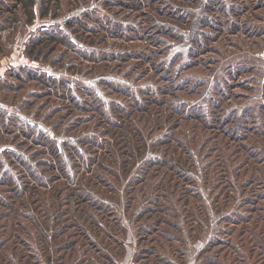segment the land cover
<instances>
[{"label": "rangeland", "instance_id": "1", "mask_svg": "<svg viewBox=\"0 0 264 264\" xmlns=\"http://www.w3.org/2000/svg\"><path fill=\"white\" fill-rule=\"evenodd\" d=\"M0 264H264V0H0Z\"/></svg>", "mask_w": 264, "mask_h": 264}, {"label": "trees", "instance_id": "2", "mask_svg": "<svg viewBox=\"0 0 264 264\" xmlns=\"http://www.w3.org/2000/svg\"><path fill=\"white\" fill-rule=\"evenodd\" d=\"M62 163H63V162H62ZM63 164H66V166H67L66 169H68V170L70 169V168H69L70 165H69L68 163H63ZM64 166H65V165H64ZM39 181H40V180H39ZM52 210H53V209H52ZM29 214H30V213H29ZM34 214H37V212L33 211L30 215H28L29 217L32 216V217H31V220H30L29 222H30L31 226L33 225V226L35 227L36 232H37L36 234L39 236V235H41V232H42L43 230H42L41 225L39 224V221H38L37 219L35 220V218H34L35 215H34ZM39 233H40V234H39Z\"/></svg>", "mask_w": 264, "mask_h": 264}]
</instances>
